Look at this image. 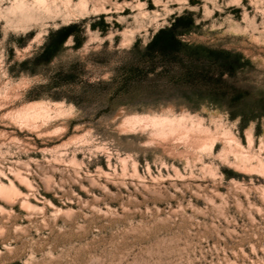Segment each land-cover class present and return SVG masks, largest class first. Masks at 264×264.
Segmentation results:
<instances>
[{
  "label": "rangeland",
  "instance_id": "rangeland-1",
  "mask_svg": "<svg viewBox=\"0 0 264 264\" xmlns=\"http://www.w3.org/2000/svg\"><path fill=\"white\" fill-rule=\"evenodd\" d=\"M24 1L0 0V264H264V0Z\"/></svg>",
  "mask_w": 264,
  "mask_h": 264
},
{
  "label": "bare ground",
  "instance_id": "bare-ground-1",
  "mask_svg": "<svg viewBox=\"0 0 264 264\" xmlns=\"http://www.w3.org/2000/svg\"><path fill=\"white\" fill-rule=\"evenodd\" d=\"M38 4H41V5H43V6H45V8H49L50 7V4L52 3L50 0H35ZM64 1H70V0H64ZM51 2V3H50ZM31 10H32V8L29 6V4H27V2H25L24 0H16V2H15V4L12 6V10H11V12L13 13V14H17V13H20V14H29L30 15V12H31ZM25 16V15H24ZM54 104H56V103H54ZM47 105H48V103H47ZM59 105V104H58ZM57 107V106H56ZM61 107V106H60ZM59 108V107H58ZM47 106H46V103H44L43 101H32V102H30V103H28V104H26L24 107H21V109H17L18 110V115H19V118L20 119H23V120H26V119H28V118H30V117H32V116H38V115H41V114H44V113H46V111H47ZM58 110V109H57ZM60 110V109H59ZM58 110V111H59ZM65 111H67L66 110V108L64 109ZM50 111V110H49ZM49 111H48V113L46 114V115H48L49 114ZM15 112H17V111H15ZM14 112V113H15ZM64 112V111H63ZM14 117H16L17 115H13ZM37 118V117H36ZM137 118V117H136ZM34 119V117H32V119H31V121ZM179 119V118H178ZM180 119H181V117H180ZM153 120V119H152ZM22 121V120H21ZM21 121L19 120V122L21 123ZM26 122V121H25ZM29 123V122H28ZM153 123L158 127V129L160 130H158L159 132H161L162 133V131H164L163 133H166L165 132V130H168V132L170 131L172 134H174L172 131L174 130L175 131V129L177 130L180 126H181V121H178L175 117H173V118H170V117H160V118H157V119H154L153 120ZM182 123H184L183 122V120H182ZM23 124V123H22ZM153 124V125H154ZM196 125H197V123H195ZM186 125V124H185ZM184 125V126H185ZM192 125V124H191ZM199 127H200V125H199ZM190 128H192V129H194L195 128V125H194V127H193V125L190 127ZM190 128H189V130H190ZM180 129V131L182 130L181 128H179ZM188 129V128H187ZM172 130V131H171ZM157 131V133H159ZM179 131V132H180ZM183 131H186V128H184V130ZM188 131V130H187ZM187 131H186V133L185 134H187ZM169 132V134H171ZM176 132H178V131H176ZM175 132V133H176ZM168 134V135H169ZM182 134V133H181ZM205 134V133H204ZM204 134H203V136H204ZM163 135H166V134H163ZM206 135H209V134H206ZM205 135V136H206ZM203 139V138H202ZM198 141V140H197ZM201 141V140H200ZM241 154H243V153H241ZM245 154V153H244ZM240 155V154H239ZM247 157V156H246ZM244 158V157H243ZM262 166V165H261ZM264 167V166H263ZM13 191V189L12 188H0V192H2V193H4V194H8V195H10V193ZM13 193V192H12Z\"/></svg>",
  "mask_w": 264,
  "mask_h": 264
}]
</instances>
